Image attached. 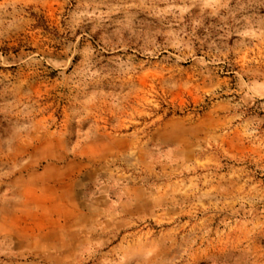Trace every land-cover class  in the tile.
I'll list each match as a JSON object with an SVG mask.
<instances>
[{"label": "rangeland", "instance_id": "1", "mask_svg": "<svg viewBox=\"0 0 264 264\" xmlns=\"http://www.w3.org/2000/svg\"><path fill=\"white\" fill-rule=\"evenodd\" d=\"M0 264H104L101 0H0Z\"/></svg>", "mask_w": 264, "mask_h": 264}]
</instances>
